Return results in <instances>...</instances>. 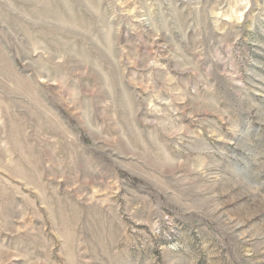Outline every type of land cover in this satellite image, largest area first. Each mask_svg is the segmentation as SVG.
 <instances>
[{
  "label": "rangeland",
  "instance_id": "374dc122",
  "mask_svg": "<svg viewBox=\"0 0 264 264\" xmlns=\"http://www.w3.org/2000/svg\"><path fill=\"white\" fill-rule=\"evenodd\" d=\"M0 264H264V0H0Z\"/></svg>",
  "mask_w": 264,
  "mask_h": 264
}]
</instances>
